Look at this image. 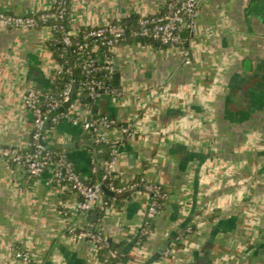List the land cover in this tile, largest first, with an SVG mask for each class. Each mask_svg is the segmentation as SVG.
Wrapping results in <instances>:
<instances>
[{
  "label": "crops",
  "instance_id": "1",
  "mask_svg": "<svg viewBox=\"0 0 264 264\" xmlns=\"http://www.w3.org/2000/svg\"><path fill=\"white\" fill-rule=\"evenodd\" d=\"M51 1L0 0V10L28 13ZM166 1L71 0L70 32L160 13ZM52 39L46 27H0V144L28 147L33 118L21 92L52 86ZM187 47L189 63L179 47L116 45L118 93L91 107L133 127L120 140L114 176L126 183L142 173L161 184L168 196L158 213H147L150 196L134 184L118 208L78 212L77 194L51 183V167L29 177L0 160V264H23L16 249L36 264H115L67 229L91 227L123 242L147 220L150 233L127 264H264V0H201ZM118 127L107 131L111 139ZM87 133L67 118L44 129L46 145L66 154L86 183L93 170L99 179Z\"/></svg>",
  "mask_w": 264,
  "mask_h": 264
},
{
  "label": "built area",
  "instance_id": "2",
  "mask_svg": "<svg viewBox=\"0 0 264 264\" xmlns=\"http://www.w3.org/2000/svg\"><path fill=\"white\" fill-rule=\"evenodd\" d=\"M71 0H52L50 6L28 13H13L0 10V27L10 29H35L46 27L53 35L55 32H62V42L70 47H74V52L78 60L81 72L86 76L82 82L86 95L94 102L105 95H115L118 93L115 85L105 82V79H112L115 73L112 50L121 43L127 42L125 27L120 21H109L105 24L92 26L82 34L81 40L72 42L70 29H66L63 24L69 13ZM201 0H167L160 13L143 14L136 20V25L128 27L130 36L145 37L157 40L161 45L167 47H179L183 50L186 63L190 62V50L184 46L185 39L182 31L193 34L195 29V18ZM103 47L105 49H103ZM62 69L57 63L53 66V79ZM102 73V78H95L93 74ZM71 85H67L57 94L48 90H41L35 86H28L21 92L22 104L27 108L33 118V127L30 142L26 149L15 145L0 144V160L9 162L25 170L29 177L39 175L45 168H52L51 183L60 189L72 191L77 194L78 200L75 209L78 212H89L99 207L104 210L107 202L102 199V184L84 182L75 171L72 162L66 154H58L55 158L47 150L44 134V124L47 119L49 123L56 124L61 119L67 118L74 124H81L90 133L91 140L100 143L110 144V158L102 162L105 170L104 177L114 172V168L119 155L118 141L125 137L132 136L133 127L129 124L118 127L120 137L117 140L111 139L107 131L117 127V120L110 116H94L91 107L86 103H80L77 99L72 101L68 111L59 117H50L49 113L58 110L68 99ZM46 143V142H45ZM145 188L153 196L166 199L168 193L159 183H145ZM113 192H121L123 188L110 186ZM158 203L151 202L147 208L150 216L156 215L159 211ZM147 221L145 222V224ZM150 230L142 229L140 234L148 236ZM67 234L74 239H89L95 245L105 242V238L96 229L88 227L77 229L69 227ZM14 256L23 264H36V261L27 251L16 249ZM108 257L115 259L117 251L111 249Z\"/></svg>",
  "mask_w": 264,
  "mask_h": 264
},
{
  "label": "trees",
  "instance_id": "3",
  "mask_svg": "<svg viewBox=\"0 0 264 264\" xmlns=\"http://www.w3.org/2000/svg\"><path fill=\"white\" fill-rule=\"evenodd\" d=\"M69 10V9H68ZM137 15H130L127 19H124L120 21L124 27H125V35L128 37L127 41H139L142 43H149L153 46H163L161 45L157 40L145 38V37H132L130 36V32L128 31V27H133L136 25V20H137ZM63 24L65 25L66 29H70V19H69V13L67 14ZM89 28H84L81 30L76 36L72 37V42L75 43L78 40H81L82 34L84 31H87ZM182 36L185 39L184 46H188V40L192 37V34L188 31H182ZM62 32H55L53 34V39L50 43V50L54 56V59L58 65L62 66V69L59 73L56 74L55 78L53 79L52 86L48 88L47 90L49 92H52L54 94H57L60 92L62 89H64L67 85H71L72 82L74 81L76 84V90H75V95H74V101L77 99L76 93L77 90L81 89L83 97L80 96L78 98V101L80 103H86L89 107L93 106L94 101L89 99V97L86 95V90L82 86V82L86 80V76L81 72L80 66L78 64V60L76 58V54L74 52V47H68L62 42ZM164 47V46H163ZM103 49H105L103 47ZM69 51V53H68ZM71 57L74 67L76 69V75L73 77L72 72H71V67L68 64V58ZM95 78H102V73H95L93 74ZM105 82L114 85L113 84V79H105ZM68 111V108H64L63 110H55L49 113V116L52 117H59L62 113H65ZM51 125V122L49 123ZM127 124H117L116 126H125ZM88 138L91 140L90 133H87ZM92 141V140H91ZM118 146L120 144V141L116 143ZM93 150L96 151V159L99 160V168H98V174H100V182L102 185H104L107 189L110 190V186H115V187H125L121 192H114V195H109L108 193L104 192L102 190V199L104 202H107V206H114L118 208L122 202V199L125 197V191L127 190V185L129 184H134V187L141 188L142 190L146 191L149 196H150V204L153 201H156L158 203L159 209L162 208L163 203L165 201L164 198L156 197L153 196L150 192H148L145 188V181L143 179L142 173L138 174L134 179L123 183L119 179H117L112 174L109 176L104 177L105 170L102 166V162L104 160H107L110 158V144L106 142H100L96 143L92 141V144L89 146ZM47 150H49L54 158L58 155L61 154L62 152H58V148H53L51 149L50 146L46 145ZM94 168V165L92 166ZM99 179L97 180L96 176V171L93 170L92 172V179L88 181V183H95L98 182ZM91 211H97L98 213H101L103 210H101L99 207H96L92 209ZM146 230H151L152 226L150 225L149 221L147 220V223L144 224L139 230L129 236V240L123 241V242H114L112 240H106L105 242L98 244V254L101 259H105L108 257V252L111 249H115L117 251V257L115 258L116 262L115 264H127V262L132 258L130 255L131 249L134 247L142 245V243L146 240V235L140 234L142 229ZM109 258V257H108ZM111 260H107V263H110Z\"/></svg>",
  "mask_w": 264,
  "mask_h": 264
},
{
  "label": "water",
  "instance_id": "4",
  "mask_svg": "<svg viewBox=\"0 0 264 264\" xmlns=\"http://www.w3.org/2000/svg\"><path fill=\"white\" fill-rule=\"evenodd\" d=\"M69 53V51H68ZM68 64L69 66L71 67V72H72V75L73 77L76 75V69L74 67V64H73V61L71 59V57L68 58ZM112 79H113V82L115 84H117V80H118V74L117 73H114L113 76H112ZM75 90H76V84L75 82L73 81L72 84H71V87H70V91H69V94H68V99L63 103L62 106H60V108L58 110H63L64 108H69V106L72 104V101L74 99V95H75ZM93 107L95 108V105H93ZM49 119H47L45 121V124H44V128L49 124ZM43 144H46L44 141H41ZM69 145V143H55L54 146H57V147H63V148H66L67 146ZM52 146V148L54 147ZM99 162V161H98ZM98 178H99V181H100V174H98ZM102 190L106 193H108L109 195H114V192L107 189L104 185H102ZM96 214H93V217H95ZM115 262V261H114Z\"/></svg>",
  "mask_w": 264,
  "mask_h": 264
}]
</instances>
